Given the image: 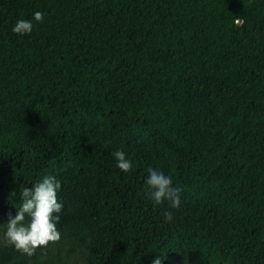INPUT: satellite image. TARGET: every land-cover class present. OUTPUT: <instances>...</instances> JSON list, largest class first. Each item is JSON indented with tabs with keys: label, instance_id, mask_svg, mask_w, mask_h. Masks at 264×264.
Instances as JSON below:
<instances>
[{
	"label": "trees",
	"instance_id": "obj_1",
	"mask_svg": "<svg viewBox=\"0 0 264 264\" xmlns=\"http://www.w3.org/2000/svg\"><path fill=\"white\" fill-rule=\"evenodd\" d=\"M47 175L60 241L0 264H264V0H0V217Z\"/></svg>",
	"mask_w": 264,
	"mask_h": 264
},
{
	"label": "clouds",
	"instance_id": "obj_2",
	"mask_svg": "<svg viewBox=\"0 0 264 264\" xmlns=\"http://www.w3.org/2000/svg\"><path fill=\"white\" fill-rule=\"evenodd\" d=\"M44 14L37 11L31 20L21 19L16 22L12 31L21 36L30 34L33 21L42 23ZM116 166L123 173L132 170V162L126 158L123 151L113 153ZM144 192L156 206L168 202L172 209H179L181 205V189L173 186V180L159 169H148L144 181ZM60 182L55 176L47 175L32 187H26L21 192L22 204L14 216L9 214L6 231L3 233V242L13 246L23 255L32 257L36 250L58 243L61 233L57 227L63 204L58 200ZM27 218V219H26ZM173 219L171 211L164 213L165 222ZM163 257L156 258L153 264H162Z\"/></svg>",
	"mask_w": 264,
	"mask_h": 264
},
{
	"label": "rangeland",
	"instance_id": "obj_3",
	"mask_svg": "<svg viewBox=\"0 0 264 264\" xmlns=\"http://www.w3.org/2000/svg\"><path fill=\"white\" fill-rule=\"evenodd\" d=\"M207 198L213 199V198H217V196L211 194V195H207ZM230 207L243 210V206L237 202H231ZM7 221H8V219L0 217V247L5 243V242H3L2 238H3V233L6 231ZM68 264H79V262L77 260H71L68 262Z\"/></svg>",
	"mask_w": 264,
	"mask_h": 264
}]
</instances>
